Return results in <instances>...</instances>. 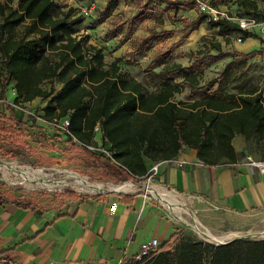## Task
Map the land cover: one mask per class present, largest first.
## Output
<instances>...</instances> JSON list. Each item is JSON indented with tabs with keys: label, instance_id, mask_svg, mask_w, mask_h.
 <instances>
[{
	"label": "trees",
	"instance_id": "obj_1",
	"mask_svg": "<svg viewBox=\"0 0 264 264\" xmlns=\"http://www.w3.org/2000/svg\"><path fill=\"white\" fill-rule=\"evenodd\" d=\"M115 3L108 0L103 12ZM256 9V3L248 1L244 12L251 14ZM206 17L219 34L252 35L236 22L203 13L188 22L187 33L197 29ZM80 23L74 8L57 9L54 0L0 1V74L4 71L0 75V98L5 99L9 84L14 82L16 102L37 97L45 100L43 117L68 118L72 134L82 143L89 144L100 135L102 146L117 162L107 171L116 180L144 178L149 163L174 158L184 147L195 150L201 162L214 165L235 162L236 134L264 141L262 94L253 89H223L233 68L257 51L227 53L218 42L213 43L217 53L200 55L199 51L184 67L174 64L171 69L154 73L160 85L148 90L140 80L126 76L116 61L107 62L101 47L73 35ZM20 25L23 35L17 37L14 28ZM225 55L239 57L206 83L207 88L218 84V89L192 102L174 99L184 84H199L190 71L199 70L206 58ZM174 71H179L180 83L168 76ZM44 82L49 85L42 86ZM2 118L12 123L8 115ZM77 145L89 151L83 144ZM5 251L0 252V264H8V258L3 257ZM126 264H264V239L243 238L215 245L192 233L174 230L149 260L134 259Z\"/></svg>",
	"mask_w": 264,
	"mask_h": 264
},
{
	"label": "rangeland",
	"instance_id": "obj_2",
	"mask_svg": "<svg viewBox=\"0 0 264 264\" xmlns=\"http://www.w3.org/2000/svg\"><path fill=\"white\" fill-rule=\"evenodd\" d=\"M15 1L9 0L11 4ZM107 1L54 0L57 9L66 11L72 7L81 17V23L74 27L73 35L101 47L107 62L116 61L126 76H136L148 90H155L160 85L159 79L153 76L154 73L171 69L174 64L184 67L193 62V56L199 51L200 55L217 53L212 44L218 42L222 51L227 53L244 54L257 51L245 63L233 68L223 89L231 92L253 89L259 91L264 99V0H200L207 5L205 10L198 7L197 0H116L108 11L103 12ZM248 1H254L257 6L251 14L244 12V9L248 8ZM177 2L182 4L176 6ZM241 2L244 5H241ZM200 13L209 14L213 18L230 17L232 21L248 28L252 35L244 37L241 33L219 34L217 28L212 27L208 17L197 29L187 33L188 22ZM23 29L21 25L14 28L17 37L23 35ZM145 38L148 40L143 44ZM237 38L241 40L238 41ZM163 53L168 54L162 57ZM235 56L237 55L203 60L199 70L190 71L197 76L199 84L184 85L183 91L175 95L174 99L192 102L218 89V84L207 88L206 83L219 76L225 65ZM3 73L2 70L0 75ZM178 73L179 71H174L168 76L174 81ZM13 83L9 84L5 96V100H9L12 105L8 108L5 100L0 98V161L6 164L5 168L0 169L2 195L33 198L71 193L81 196L101 194L79 190L80 185L69 177L66 178V185L51 187H35L20 182L18 176H33V171H41L52 178L70 173L78 174L89 182L100 183L105 187L130 181L134 185L132 191L147 184L161 187L149 178V174L140 180L133 177L128 180H116L107 172L114 163L103 150L99 152L88 149L89 152L64 135L54 134L55 129H49L48 134L35 131L38 128L47 131L48 128L43 129L35 125L37 120L25 109L38 112L43 100L37 97L32 100L33 103L16 102ZM48 85V82L42 83L44 87ZM55 87L58 89L59 85L55 83ZM4 109L8 113L4 112ZM3 115H8L13 124L4 120ZM19 120L23 121V124H17ZM62 136L64 137L61 138ZM89 145L104 148L95 137ZM11 163L14 166L10 165ZM155 200L174 221L175 229L179 232L192 233L199 239L214 242L201 237L192 226L184 223L183 220H186L190 223H200L217 235L243 233L242 235L254 234L248 237L249 239H264V206L235 212L181 196L177 197L179 209L172 211L159 198Z\"/></svg>",
	"mask_w": 264,
	"mask_h": 264
},
{
	"label": "crops",
	"instance_id": "obj_3",
	"mask_svg": "<svg viewBox=\"0 0 264 264\" xmlns=\"http://www.w3.org/2000/svg\"><path fill=\"white\" fill-rule=\"evenodd\" d=\"M181 81L178 73L174 82ZM45 102H40L39 111ZM6 109L3 111L8 113ZM35 125L48 128L35 131L48 134L49 129L54 130L39 120ZM95 140L102 145L100 135ZM233 146L235 162L214 165L201 162L195 150L184 147L174 158L185 163L178 166L159 161L152 181L177 197L198 199L226 210L263 207L264 172L247 165L246 159L251 156L263 161L264 141L236 134ZM151 165H147L148 170ZM119 191L33 198L0 193V252L6 250L3 257L8 258V264H126L135 259L141 243L157 238L160 246L176 230L174 221L150 192Z\"/></svg>",
	"mask_w": 264,
	"mask_h": 264
},
{
	"label": "bare ground",
	"instance_id": "obj_4",
	"mask_svg": "<svg viewBox=\"0 0 264 264\" xmlns=\"http://www.w3.org/2000/svg\"><path fill=\"white\" fill-rule=\"evenodd\" d=\"M10 165L14 166L13 163H11ZM5 166H6V164H3V162L0 161V169L5 168ZM3 173L7 174L5 172H3ZM32 173H33V176H18L20 179V182L27 184L29 186H35V187H43V186L44 187L45 186L51 187L53 185H66L67 184L66 178L69 177L73 180L74 183L80 185V187L78 186L79 190L83 189L84 191H86L88 193L101 192V191L106 190V189H113V190H118V191L119 190L125 191V190H133L134 189V185L130 181L120 183V184L118 183L117 185H111V186L105 187L100 183L89 182L84 177H81L78 174H73V173L66 174L63 177H58V178H52L50 176H47L44 173H42L41 171H33ZM144 189L147 192H150L152 195L160 198L164 203H166V205L168 206V208L170 210L176 211V209H179V207L177 206V197H176L177 195H175L174 193H171L165 189H162L161 187H159L157 185H145ZM174 207H176V208H174ZM175 214H177V213L175 212ZM179 215H180V213H179ZM182 218H183V216H182ZM192 219L194 221H196L193 217H192ZM183 221L186 225L192 226L201 237H204L205 239H208V240H212L215 243L221 242V241H226L225 239H231L233 237L240 236L243 234V233L242 234H240V233H228V234H224V235H217V234L211 232L209 229H207L206 227H204L200 223L192 222L193 223L192 224V223H190V221L189 222L186 220H183Z\"/></svg>",
	"mask_w": 264,
	"mask_h": 264
},
{
	"label": "built area",
	"instance_id": "obj_5",
	"mask_svg": "<svg viewBox=\"0 0 264 264\" xmlns=\"http://www.w3.org/2000/svg\"><path fill=\"white\" fill-rule=\"evenodd\" d=\"M197 4H198V7L201 10H205L207 8L206 3H204V2H202L200 0H197ZM218 14H220V13H218ZM220 15L223 16V14H220ZM222 18H225V19H227L229 21H232V18L227 17V16L222 17ZM233 22H235V21H233ZM236 23H238V22H236ZM240 26H242V25H240ZM243 28H246V27H243ZM246 29H248V28H246ZM237 40L240 41L241 39L237 38ZM25 111L28 114H30L33 118H35L36 120H39L40 122H42V123L52 127L53 129L59 131L62 135H64L65 137H67L69 139H72L77 144H83L85 147H87L88 149H90L92 151H99L100 152L101 150H103L106 153V155L111 159V161L113 163H117L113 159V157L111 156L110 152L107 149H105V148L102 149V148L95 147V146H92V145H89V144H84L81 141H79L72 134V132H71V130L69 128L70 127V122H69L68 118H64V119H55L54 118V119H51V120H47V119H45L43 117V112L42 111H38V112H35V113L30 111V110H26V109H25ZM95 129H97V127H95ZM166 161L171 162V163H175L178 166H182L185 163L184 161L177 160L175 158H170V159H167ZM246 164L251 166V167H256L259 171L264 172V160L263 161L255 160L251 156H248L247 159H246ZM158 167H159V161L155 162V163H152L150 169L147 172V176L149 174V178H150L153 175H155L157 170H158ZM147 185H149V184H147ZM150 195L155 197L152 194H150ZM197 198L198 197H192L191 199H197ZM158 246L159 245H158L157 238H152L150 241L141 243L140 246H139V251H138V253L135 256V260L138 261V262H146L147 260H149L158 251Z\"/></svg>",
	"mask_w": 264,
	"mask_h": 264
},
{
	"label": "water",
	"instance_id": "obj_6",
	"mask_svg": "<svg viewBox=\"0 0 264 264\" xmlns=\"http://www.w3.org/2000/svg\"><path fill=\"white\" fill-rule=\"evenodd\" d=\"M144 189H143V187L141 188V191H143ZM105 192H118V193H121L122 191H118V190H113V189H106V190H103V191H101V192H98V193H105ZM156 197V196H155ZM156 198H158V197H156ZM160 199V198H159ZM161 200V199H160ZM162 201V200H161ZM254 234H252V235H249V234H246V235H240V236H236V237H233V238H231V239H229V240H226V241H221V242H217V243H214V242H211V241H209V242H211V243H213V244H215V245H222V244H227V243H230V242H232V241H234V240H237V239H243V238H248V237H251V236H253Z\"/></svg>",
	"mask_w": 264,
	"mask_h": 264
}]
</instances>
